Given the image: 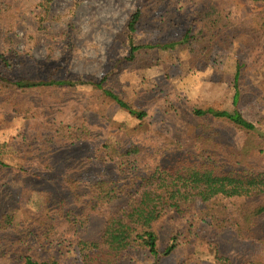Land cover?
Instances as JSON below:
<instances>
[{
	"label": "rangeland",
	"instance_id": "rangeland-1",
	"mask_svg": "<svg viewBox=\"0 0 264 264\" xmlns=\"http://www.w3.org/2000/svg\"><path fill=\"white\" fill-rule=\"evenodd\" d=\"M3 1L0 53L16 55L14 66L5 70L10 80L54 77L76 81L81 76L99 79L111 75L114 63L128 52L126 23L143 0ZM196 1L166 4L146 0V16L134 42L179 40L187 27L185 13ZM222 2L237 25L249 27L260 20L258 11L264 12V4L254 0ZM167 10H176L177 18L163 31L162 23L171 17ZM160 56L164 65L130 66L116 77L110 76L105 84L145 110L142 120L114 101L107 102L106 115H100L91 85L36 86L19 91L13 83L0 81V160L9 166L0 167V211L9 224L0 234L7 248L2 250L0 264H23L10 259L16 248L61 264H82L80 243L100 240L107 219L135 195L142 175L158 164L194 154L203 122L219 131L217 141L242 143L247 133L233 124L193 114L196 106L234 108L237 64L242 65L237 107L264 132V35L259 38L242 32L228 47L178 43ZM130 146H137L139 152L123 161L119 151ZM252 163L264 171V152L254 155ZM74 168L79 185L105 180L118 197L97 207L90 194L74 200L61 180L62 174ZM66 197L65 206L72 209L67 216L57 212L56 201ZM244 200L264 198L227 200L228 212ZM204 207L197 200L190 216L174 214L159 220L162 246L174 232H179L180 241L159 264H215L217 252L234 262L264 259V242L238 236L230 221L217 227L209 220H194ZM259 227H264V217ZM21 237L23 241L17 239ZM145 259L141 252L133 251L121 263L148 264Z\"/></svg>",
	"mask_w": 264,
	"mask_h": 264
},
{
	"label": "trees",
	"instance_id": "trees-1",
	"mask_svg": "<svg viewBox=\"0 0 264 264\" xmlns=\"http://www.w3.org/2000/svg\"><path fill=\"white\" fill-rule=\"evenodd\" d=\"M146 0L139 2L135 11L126 23L128 38V52L118 58L114 63V70L110 76H115L123 69L134 66L136 68H152L164 65L165 61L160 56L161 52L175 47L176 44L191 42L201 43L203 47L208 44H219L222 47L228 45L240 33H250L256 37L264 35V12L258 11L260 20H255L251 26L237 25L230 17L226 3L222 0H197L190 10L185 13L186 31L179 40L168 39L155 43H135V33L138 25L146 16ZM152 1V0H149ZM161 1V0H157ZM171 4L173 0H163ZM264 4V0H254ZM4 1L0 0V18ZM168 11V10H167ZM183 13V12H182ZM170 19L164 21L163 31H168L171 21L176 17L177 11H168ZM176 25L179 21L174 22ZM171 24V25H169ZM16 55L10 52L0 53V81L13 83L19 91L41 87L67 86V85H91L96 94L100 107L97 112L106 115V105L114 101L122 109L132 116L144 119L146 111L138 109L130 104L113 87L105 84L110 76L99 79L93 77H79L71 79L52 78H26L10 80L5 70L14 66ZM241 64H237L234 74L235 93L233 95L232 110L217 109L214 107H193V114L197 117L209 116L222 119L247 133L242 143L232 144L226 141H217L215 137L219 131L212 124L203 122L198 134L199 144L194 154H186L179 157L171 164H158L153 170L145 173L140 178L139 188L128 203L116 214L111 215L105 224L99 241H82V264H122L125 255L133 251H139L148 264H159L164 257L169 256L177 247L179 232L168 236L166 246H162V240L158 223L163 216L177 214L190 216L197 200L205 203V207L195 213L194 220H209L213 225L220 227L230 221L235 233L243 238L256 239L264 242V227L260 228V220L264 217V201L244 200L236 204L232 213L228 212L226 201L236 198H264V171L252 163V157L264 152V132L237 107L240 101V77ZM168 73V71H167ZM166 73V74H167ZM168 75V74H167ZM98 90V91H95ZM108 147V144L105 145ZM139 152L137 146H130L119 151L123 161L131 160ZM46 162V161H43ZM1 169L9 166L0 160ZM49 167V166H48ZM27 169V167H26ZM28 170V169H27ZM61 175L62 187L72 193L74 200L84 198L90 194L93 206L111 203L117 197L116 190L109 182L99 180L87 185H79L75 172ZM81 184V183H80ZM59 204L58 213L68 215L71 208H67L69 198L56 199ZM51 202V200H50ZM189 203V204H188ZM188 205V206H187ZM191 210V211H190ZM234 214V217L231 216ZM231 218V219H230ZM9 228L6 214L0 211V234ZM20 241L24 239L17 238ZM188 243V242H187ZM79 244V245H80ZM0 240V258L4 248ZM10 258L14 262L23 264H61L58 260L42 259V257L27 253L25 248L21 251L14 249ZM83 252V253H82ZM11 254V255H12ZM217 264H264V259L259 257L234 262L230 257L215 254ZM215 263V264H216ZM123 264H125L123 262Z\"/></svg>",
	"mask_w": 264,
	"mask_h": 264
}]
</instances>
